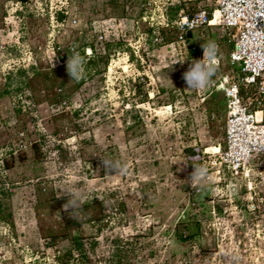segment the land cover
I'll use <instances>...</instances> for the list:
<instances>
[{
	"label": "rangeland",
	"instance_id": "1",
	"mask_svg": "<svg viewBox=\"0 0 264 264\" xmlns=\"http://www.w3.org/2000/svg\"><path fill=\"white\" fill-rule=\"evenodd\" d=\"M213 2L0 0V264H264V172L225 161L224 93L183 79L209 40L228 70L221 29L194 31L192 52L176 41ZM67 188L85 195L77 218Z\"/></svg>",
	"mask_w": 264,
	"mask_h": 264
},
{
	"label": "built area",
	"instance_id": "2",
	"mask_svg": "<svg viewBox=\"0 0 264 264\" xmlns=\"http://www.w3.org/2000/svg\"><path fill=\"white\" fill-rule=\"evenodd\" d=\"M212 1V6L175 22L176 41L189 47V32L205 27L225 32L220 38L229 46L228 70L221 73L220 51L216 78L210 84L223 92L227 101L224 158L237 172L249 166L261 167L264 172V0ZM70 51L75 55V46ZM91 54L92 49H86L87 57ZM196 55L202 59L203 50ZM56 60L62 63L60 58ZM217 152H221L220 146Z\"/></svg>",
	"mask_w": 264,
	"mask_h": 264
},
{
	"label": "clouds",
	"instance_id": "3",
	"mask_svg": "<svg viewBox=\"0 0 264 264\" xmlns=\"http://www.w3.org/2000/svg\"><path fill=\"white\" fill-rule=\"evenodd\" d=\"M202 49V59H193L189 69L183 73V79L187 89L202 90L208 87L212 83L217 71L218 57L220 54L219 45L215 41L209 40L202 44ZM186 57L177 60L174 64L177 62L183 63ZM67 72L71 77V81L79 82L84 79L87 75L86 61L84 58L80 55L70 56L67 61ZM180 161H185L186 163L190 161L192 163L194 170L190 176V186L195 190L202 189L205 186L204 181L207 179V168L200 164L195 157ZM102 163L109 171H115L117 173L126 171L118 161L102 158ZM64 194L69 197L63 206L64 210L70 211V215L73 218H77L86 202L85 195L71 188L65 189Z\"/></svg>",
	"mask_w": 264,
	"mask_h": 264
},
{
	"label": "trees",
	"instance_id": "4",
	"mask_svg": "<svg viewBox=\"0 0 264 264\" xmlns=\"http://www.w3.org/2000/svg\"><path fill=\"white\" fill-rule=\"evenodd\" d=\"M193 35H194L193 32H189V34H188V40L190 41V50H191V52L195 50V48L192 46V44H193ZM198 228H199V224L198 223H195L192 227L187 226L185 234H184L185 237H187V238L195 237L194 235H196V233L198 232ZM183 237L184 236L182 235V233H180L179 236H178V238L180 240H183L184 239ZM74 247H75V249H77L79 251L81 250L82 244L78 241V239H75ZM70 254H71V251H67L66 252V255H70ZM118 263L120 264V261H118Z\"/></svg>",
	"mask_w": 264,
	"mask_h": 264
},
{
	"label": "bare ground",
	"instance_id": "5",
	"mask_svg": "<svg viewBox=\"0 0 264 264\" xmlns=\"http://www.w3.org/2000/svg\"><path fill=\"white\" fill-rule=\"evenodd\" d=\"M215 16H216V17L218 16V12L215 13ZM212 22L215 23L216 21L213 20ZM168 108H169V107H167V109H168ZM216 150H218V148H216Z\"/></svg>",
	"mask_w": 264,
	"mask_h": 264
}]
</instances>
